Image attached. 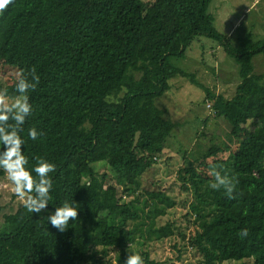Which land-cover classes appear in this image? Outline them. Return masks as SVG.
I'll list each match as a JSON object with an SVG mask.
<instances>
[{"label": "trees", "instance_id": "1", "mask_svg": "<svg viewBox=\"0 0 264 264\" xmlns=\"http://www.w3.org/2000/svg\"><path fill=\"white\" fill-rule=\"evenodd\" d=\"M211 3L13 0L0 13V70H15L9 80L0 77V90L15 97L17 74L31 81L33 68L40 78L27 93L32 112L18 132L26 167L32 171L37 157L55 165L47 209L36 214L22 205L4 216L0 264H125L128 245L174 235L173 220L157 224L177 202L156 175L176 123L156 100L177 75L196 81L174 61L203 38L234 58L239 82L231 98L206 88L205 104L213 101L214 115L230 125L228 141L177 169L175 180L192 196L190 244L201 264H264V72H255L253 61L264 56V38L232 45ZM33 127L36 140L28 135ZM212 165L235 178V199L210 187ZM65 201L78 217L61 233L47 216ZM244 228L249 235L241 239ZM143 259L161 264L149 254Z\"/></svg>", "mask_w": 264, "mask_h": 264}, {"label": "rangeland", "instance_id": "2", "mask_svg": "<svg viewBox=\"0 0 264 264\" xmlns=\"http://www.w3.org/2000/svg\"><path fill=\"white\" fill-rule=\"evenodd\" d=\"M210 11L218 29L231 37L232 45L237 46L247 36L252 41L264 38V0H212ZM203 39L202 43L194 41L185 58L174 61L188 72H193L196 81L177 75L171 79L170 90L156 100L157 105L165 109L166 116L176 123L164 155L158 159L156 176L167 195L177 202L175 207L158 218L157 224L173 220L176 229L172 236L159 240L140 239L131 248L143 257L149 254L150 259L161 264H201L202 256L190 244V236L196 228L195 215L187 214L192 196L183 192L180 182L175 180L177 169L187 163L197 165L196 158L202 152L214 143H224L229 139L230 125L227 120L214 115L213 101L208 100L205 104L206 88L215 96L231 98L239 82L238 63L221 45ZM253 61L255 72H264V56L257 55ZM12 76H15L13 68L0 70L2 80H9ZM21 206L3 172L0 175L2 229L5 227L4 216ZM222 264H252V261H224Z\"/></svg>", "mask_w": 264, "mask_h": 264}, {"label": "clouds", "instance_id": "3", "mask_svg": "<svg viewBox=\"0 0 264 264\" xmlns=\"http://www.w3.org/2000/svg\"><path fill=\"white\" fill-rule=\"evenodd\" d=\"M12 3L13 0H0V13L5 12ZM30 75L31 81L23 73L17 74L15 90L18 95L15 97H10L6 89L0 90V145L4 146V150L0 152V169L6 174L13 193L19 198L23 207L30 213L40 214L47 209L50 200L52 180L49 173L55 171V165L37 157V163L32 170L36 177L26 167L28 159L22 150L25 141L18 132L32 112L27 93L30 89L36 88L40 79L35 68L31 70ZM28 135L32 140H36L39 133L33 127ZM209 175L212 177L210 183L212 189H223L228 199L236 198L235 178H230L227 173L222 174L215 165L210 167ZM47 217L51 227L62 233L68 228L70 221L77 219L78 209L65 201ZM237 235L241 239L247 237L248 229H241ZM130 248L131 245H128L125 264H144L143 257L134 251H129Z\"/></svg>", "mask_w": 264, "mask_h": 264}]
</instances>
